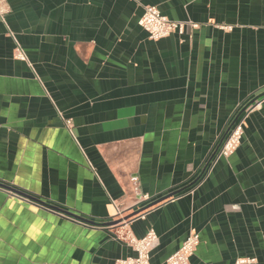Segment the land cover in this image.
Segmentation results:
<instances>
[{
	"label": "crops",
	"instance_id": "crops-1",
	"mask_svg": "<svg viewBox=\"0 0 264 264\" xmlns=\"http://www.w3.org/2000/svg\"><path fill=\"white\" fill-rule=\"evenodd\" d=\"M5 3L0 185L110 225L0 187V264H115L134 255L117 234L149 229L150 264L190 230V264H264V105L233 154L205 167L264 94V0ZM145 6L183 33L149 40Z\"/></svg>",
	"mask_w": 264,
	"mask_h": 264
},
{
	"label": "built area",
	"instance_id": "built-area-1",
	"mask_svg": "<svg viewBox=\"0 0 264 264\" xmlns=\"http://www.w3.org/2000/svg\"><path fill=\"white\" fill-rule=\"evenodd\" d=\"M8 13L5 0H0V20L4 22V16ZM139 27L147 34L149 40L156 41L174 34L181 35L184 31L186 23L172 21L161 15L159 10L154 6H145L141 17L138 20ZM187 25L196 27L195 24L188 22ZM226 29V28H223ZM14 59L26 61L25 54L21 47L16 43L14 48ZM264 105V95L257 99H252L245 103L219 147L215 157L207 164L208 172L212 169L214 162L219 158H227L240 146L241 138L244 133L245 121L247 117L260 110ZM70 127V122L66 123ZM144 199H147L144 196ZM118 238L127 244L133 251L134 255L122 260H118L115 264H150V252L157 245L158 237L153 229H149L141 238H136L130 231H123L117 234ZM199 244V234L194 230H190L181 246L166 260L165 264H190V257L193 255ZM244 261L239 260L238 263Z\"/></svg>",
	"mask_w": 264,
	"mask_h": 264
},
{
	"label": "water",
	"instance_id": "water-1",
	"mask_svg": "<svg viewBox=\"0 0 264 264\" xmlns=\"http://www.w3.org/2000/svg\"><path fill=\"white\" fill-rule=\"evenodd\" d=\"M263 95H264V94H262V95H260V96H257V97L254 98V99L260 98V97H262ZM237 117H238V116H237ZM234 123H235V120H234V121L231 123V125L228 127V129H227L225 135L221 138L218 147L215 149V151L213 152V154H212V155L210 156V158L208 159L207 164H208V163H209V162L215 157V155H216V153H217L219 147L221 146L223 140H224L225 137L227 136L228 132L230 131V129L232 128V126H233ZM207 164H206V166H207ZM206 166H205V167H206ZM200 176H201V175H200ZM199 178H200V177H199ZM0 187L3 188V189H5V190H7V191H11L12 193L17 194L18 196L23 197V198H25V199H27V200L33 202V203L39 204V205H41V206H43V207H45V208H48V209H50V210H52V211H55V212L61 213V214L65 215V216H68V217L71 218V219L78 220V221H80V222H82V223H84V224H88V225H92V226H104V225L106 226V225H110V224H96V223H94V222H90V221L84 220V219H82V218H79V217L75 216L74 214H72V213H70V212L63 211V210H61V209H59V208H57V207H55V206H51V205L45 204L44 202H42V201H40V200H38V199H36V198L30 196L29 194H25V193H23V192H20V191H18V190L12 189V188L7 187V186H4V185H0ZM178 193H180V191L176 192L175 194H172L171 196L163 197V198L159 199L157 202H155L154 204L160 203L161 201H164L165 199H168L169 197H172L173 195H176V194H178ZM154 204H152V205H154ZM152 205H151V206H152Z\"/></svg>",
	"mask_w": 264,
	"mask_h": 264
}]
</instances>
